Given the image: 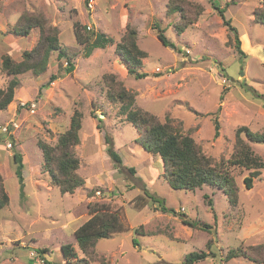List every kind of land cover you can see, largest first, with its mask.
I'll return each mask as SVG.
<instances>
[{
  "label": "rangeland",
  "instance_id": "374dc122",
  "mask_svg": "<svg viewBox=\"0 0 264 264\" xmlns=\"http://www.w3.org/2000/svg\"><path fill=\"white\" fill-rule=\"evenodd\" d=\"M168 1L0 0V65L3 55L21 60V53L37 42L38 27L25 36L11 30L21 15L32 12L58 28L60 43L73 53L74 65L73 71L66 73L61 69L66 63L52 52L44 72L34 75L27 71L17 76L14 98L0 110V174L9 196L8 204L0 209V220L6 219L0 238L9 233L5 237L18 236L29 245L11 248L4 244L0 264L11 256L20 260L26 257L28 247L37 250L44 246L51 250L53 264H64L59 246L65 243L73 245L79 259L75 263L84 264L72 231L89 217L88 204L95 202L122 206L129 228L99 238L95 258L89 264H183L185 255L193 251H203L207 256L192 264H264L255 261L264 258V250L257 247L264 245V168L252 178V187L246 188L243 179L250 170L229 167L239 189L234 206L220 189L209 185L194 191L174 189L162 176L160 157H144L134 126L119 112V103L105 97L103 75L114 74L136 93L138 107L161 121L169 117L181 122L201 151L216 161L231 154L238 127L264 132V24L253 19L259 0H212L235 27L244 54L234 48L232 34L210 0H185L190 4L189 16L195 20L182 32L174 27L183 22L181 13H169ZM196 4L203 10L193 17ZM74 21L81 24V32H103L114 43L84 56L73 35ZM154 24L163 29L174 48L161 43ZM127 26L137 29V44L146 53L139 69L146 72L144 78L129 75L115 50V42ZM51 74L59 77L38 95V88ZM10 78L0 66V87L4 88ZM32 101L36 102L33 112L26 108ZM74 110L82 113L79 135L86 133L84 142L75 146L76 155L82 156L77 173L84 183L73 193L63 194L56 186L47 187L49 175L42 170L37 141L55 144ZM106 137L120 156V164L103 147ZM249 144L264 158V143ZM14 151L22 154L21 185L14 172ZM86 154L92 155L89 162ZM142 185L176 212L162 213L150 203L133 207L129 201L142 195ZM182 219L209 227L191 226ZM230 251L234 255L226 259Z\"/></svg>",
  "mask_w": 264,
  "mask_h": 264
},
{
  "label": "trees",
  "instance_id": "16d2710c",
  "mask_svg": "<svg viewBox=\"0 0 264 264\" xmlns=\"http://www.w3.org/2000/svg\"><path fill=\"white\" fill-rule=\"evenodd\" d=\"M211 1L212 6L218 11L222 18V22L227 26L228 31L234 39L235 49L239 54H244L240 46V40L237 31L230 21L224 16V9L218 8ZM189 2L185 0H169L167 2V11L180 12L183 22H177L174 27L177 32H182L187 25L194 20L189 16L187 5ZM190 5V4H189ZM203 8L195 5V16L202 12ZM188 16V17H187ZM253 19L256 22L264 24V0H259V6L253 10ZM38 27L39 35L37 42L29 49L21 53V60L16 61L10 55L1 57V70L11 76L4 88L0 87V110L5 109L14 98L15 88L19 84L17 76L19 74L30 71L34 75L41 74L46 70L48 59L52 52H57L59 59L65 62V66L61 68L66 73H70L74 69L73 53L66 47L62 46L58 37V28L46 23L45 18L40 14L26 13L21 15L12 26V33L18 36H25L31 28ZM157 31V38L165 46L174 48L164 35L163 29L158 24H154ZM81 24L77 21L73 22V35L78 44L82 45V54L89 56L93 49L106 45H112L114 40L112 37L101 33L88 35L81 32ZM137 29L135 27H126L125 34L118 42H115V50L121 56L122 63L126 72L136 78H144L147 74L139 70L142 67V60L146 57V53L137 44ZM59 75L51 74L47 82L38 88V95H41L42 89L47 87L50 82L58 78ZM106 87L105 97L110 102L119 103V112L124 115L125 120L130 122L137 134L138 144L151 154L160 157L162 163V176L170 187L174 189H190L195 190L203 185H209L220 189L227 197L228 203L234 206L238 199V186L234 176L230 173L229 167L237 166L250 170V174L244 177L243 182L246 188L252 187V178L259 175L264 168V158L254 153L249 141L264 143V132L251 131L247 126H240L235 130V141L233 150L226 160H214L211 156L206 155L196 144L194 138L182 128L181 122H175L167 117L165 121H161L157 115L138 107L135 103L136 93L127 89L123 82L114 74L103 75ZM82 113L74 110L69 121L68 127L58 134L57 141L51 145L37 141L43 157L42 170L49 175V185L59 188L61 193H73L74 190L84 183V179L77 173L79 167V158L75 152V146L79 143V130L81 127ZM101 121V118H99ZM215 135L218 134L219 124L215 118ZM106 150L111 155L115 163L120 164L121 159L111 148L109 137L105 140ZM14 172L18 179L19 185L22 183V169L24 167L22 154L19 151L13 152ZM122 168L121 166L119 167ZM134 171L133 168H128ZM142 195H136L129 202L133 207H142L150 203L157 206L156 209L162 213H175L173 208L165 206L164 201L151 194L145 185H142ZM9 202V196L5 190L3 177L0 174V209ZM211 206V200H208ZM89 217L82 222L73 232L76 244L83 254L84 264L94 260L96 251L95 245L99 238L108 237L114 233L127 230L129 225L122 211V206H114L110 203H89ZM184 223L191 226H200L208 228L206 223L189 222L182 219ZM135 233H140L139 228H134ZM264 250V245L257 246ZM40 255L45 254L47 248H38L36 250ZM61 255L66 263L76 261L77 255L71 243L60 245ZM241 254L249 255L247 251H239ZM233 251L226 254V259L233 256ZM207 253L189 252L185 255L183 264H192L198 260H202ZM259 259V258H258ZM255 259L257 262L264 263L262 260ZM45 263L47 261H44Z\"/></svg>",
  "mask_w": 264,
  "mask_h": 264
},
{
  "label": "crops",
  "instance_id": "0c3cea01",
  "mask_svg": "<svg viewBox=\"0 0 264 264\" xmlns=\"http://www.w3.org/2000/svg\"><path fill=\"white\" fill-rule=\"evenodd\" d=\"M244 37V36H243ZM247 45H249V46H251V42L249 43L247 40H245L244 41ZM243 44V43H242ZM17 61H19V60H17ZM82 124V123H81ZM82 126V125H81ZM80 129H81V127H80ZM80 131V130H79ZM93 134H94V132H93ZM80 136H82V137H80ZM86 138V133H84V132H82V134L81 135H79V140H80V142H84V139ZM103 147H106V145H105V141H104V146ZM87 151H91V148H90V146H89V148H87ZM145 151V150H144ZM145 158H147L148 159V157H149V155H152L151 153H149V152H146L145 151ZM90 156H92L91 154H86L85 155V159H86V161H90ZM79 158V165H80V163H81V161H82V156L81 157H78ZM130 165V164H129ZM143 175V174H142ZM16 176V175H15ZM142 180L143 181H146L145 180V178H144V175H143V177H142ZM19 184V183H18ZM4 187H5V185H4ZM47 187H49V183L47 184ZM5 220L6 219H4V217L0 220V227H2L3 226V224H5ZM81 224V223H80ZM79 224V225H80ZM79 225H77V227L79 226ZM76 227V228H77ZM76 228H74L73 229V231L72 232H74V230L76 229ZM5 236H9V233H4V234H2V239L0 238V250L1 249H4V246L6 245V246H9V247H11V248H15V247H22V248H26L27 246H29L25 241H21L20 240V238L17 236V237H15V238H9V237H5ZM5 244V245H4ZM61 245V244H60ZM60 247V246H59ZM39 248V247H38ZM37 248V249H38ZM41 248H47V247H41ZM32 249V247H28V250L30 251ZM35 249V248H34ZM48 249V248H47ZM27 250V251H28ZM29 251H28V253H26V257H22L21 258V260L20 259H17V257H13V256H11V257H8L7 259L5 258V260H4V263L5 264H12L14 261H16V260H18V261H21L20 263L21 264H42V263H39V262H37L35 259H31L29 256H28V254H29ZM46 254V260L48 261V262H50V263H45L44 262V264H53L52 262H51V260H52V256H51V250L50 249H48V251L45 253ZM16 260H15V259ZM24 260H26V262H24ZM56 264H62V263H56ZM64 264H69V263H66V261L64 262ZM70 264H78V263H75V261H72Z\"/></svg>",
  "mask_w": 264,
  "mask_h": 264
},
{
  "label": "built area",
  "instance_id": "2783aa9c",
  "mask_svg": "<svg viewBox=\"0 0 264 264\" xmlns=\"http://www.w3.org/2000/svg\"><path fill=\"white\" fill-rule=\"evenodd\" d=\"M87 28L90 29L91 26H87ZM157 69H159V68H157ZM22 105H25V103H22ZM35 105H36V102H35V101H32V102H30V103L27 105L26 108H27V110L33 112V111H34V107H35ZM3 131H4V133H6V132L8 131L7 126H4V127H3ZM9 145H10V143H9ZM29 256H30L31 258L35 259L37 262H44V261H45V258H44L45 256H44V254L40 255V253H38L36 250H30V251H29ZM221 264H224V263H221Z\"/></svg>",
  "mask_w": 264,
  "mask_h": 264
}]
</instances>
